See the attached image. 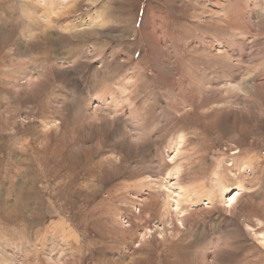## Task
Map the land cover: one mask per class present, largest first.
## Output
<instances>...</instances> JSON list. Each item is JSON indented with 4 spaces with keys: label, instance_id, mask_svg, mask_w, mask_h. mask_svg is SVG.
<instances>
[{
    "label": "rangeland",
    "instance_id": "1",
    "mask_svg": "<svg viewBox=\"0 0 264 264\" xmlns=\"http://www.w3.org/2000/svg\"><path fill=\"white\" fill-rule=\"evenodd\" d=\"M0 264H264V0H0Z\"/></svg>",
    "mask_w": 264,
    "mask_h": 264
}]
</instances>
